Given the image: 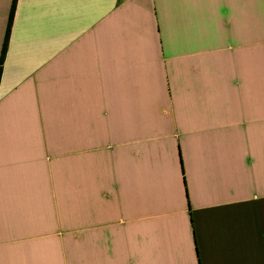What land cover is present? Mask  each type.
<instances>
[{
	"label": "crops",
	"instance_id": "1",
	"mask_svg": "<svg viewBox=\"0 0 264 264\" xmlns=\"http://www.w3.org/2000/svg\"><path fill=\"white\" fill-rule=\"evenodd\" d=\"M0 264H264V0H17Z\"/></svg>",
	"mask_w": 264,
	"mask_h": 264
},
{
	"label": "trees",
	"instance_id": "2",
	"mask_svg": "<svg viewBox=\"0 0 264 264\" xmlns=\"http://www.w3.org/2000/svg\"><path fill=\"white\" fill-rule=\"evenodd\" d=\"M16 3H17V0H13L11 12H10L9 19H8L7 29L5 32V38H4L2 53L0 57V80H1L2 65L5 61L8 46H9V40H10L11 28H12L13 19H14Z\"/></svg>",
	"mask_w": 264,
	"mask_h": 264
}]
</instances>
